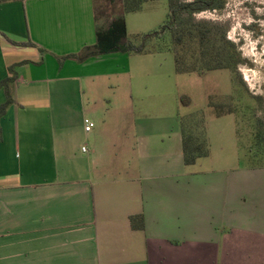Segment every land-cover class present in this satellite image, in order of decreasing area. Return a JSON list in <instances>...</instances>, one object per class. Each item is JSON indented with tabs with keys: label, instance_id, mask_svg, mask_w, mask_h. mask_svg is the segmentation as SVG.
Returning a JSON list of instances; mask_svg holds the SVG:
<instances>
[{
	"label": "crops",
	"instance_id": "obj_1",
	"mask_svg": "<svg viewBox=\"0 0 264 264\" xmlns=\"http://www.w3.org/2000/svg\"><path fill=\"white\" fill-rule=\"evenodd\" d=\"M99 24L94 0L0 4V83L19 75L0 123V264H233L247 242L264 256V166L219 160L207 127L208 156L186 165L193 113L138 123L130 71L108 66L122 53L59 65Z\"/></svg>",
	"mask_w": 264,
	"mask_h": 264
},
{
	"label": "rangeland",
	"instance_id": "obj_2",
	"mask_svg": "<svg viewBox=\"0 0 264 264\" xmlns=\"http://www.w3.org/2000/svg\"><path fill=\"white\" fill-rule=\"evenodd\" d=\"M169 14L168 0L148 2L142 11L128 14V43L140 47L146 36H152L143 54L122 53V61L108 64L113 70L130 71L133 100L129 104L135 109L136 121L155 127L167 122L179 129L181 116L203 114L213 154L219 160L224 156L234 158L238 168L264 166V149L255 145L256 134L261 130L264 134V0H227L221 10L185 13L177 18V32L192 29L196 36L199 30L207 34L204 59L221 60L230 67L224 70L177 72L171 34L163 33L165 39L155 35L161 32ZM118 25L116 39L112 40L117 46L121 37ZM109 27L100 22L102 32ZM188 51L200 59L195 45ZM138 75H143L142 81L136 78ZM111 100L112 106L124 104L116 97ZM218 111L233 114L218 117ZM261 144L264 147V140ZM253 250L248 242L238 247L233 264H264V256L252 257L256 254Z\"/></svg>",
	"mask_w": 264,
	"mask_h": 264
},
{
	"label": "trees",
	"instance_id": "obj_3",
	"mask_svg": "<svg viewBox=\"0 0 264 264\" xmlns=\"http://www.w3.org/2000/svg\"><path fill=\"white\" fill-rule=\"evenodd\" d=\"M23 1V0H0V4ZM159 0H94V9L98 24L101 21L109 24V28L102 32L99 24L98 29V43L96 46L86 47L80 53L59 58V65L62 66L66 60L73 59L79 63H83L88 59L104 54L113 53H129V54H143L146 51V41L152 35L145 37V42L140 46H134L128 43L127 40V22L126 16L131 13H137L143 10L144 4ZM170 6V14L168 21L163 26L161 32L155 35L163 38V33H170L173 39L172 51L176 60V70L178 73H193L201 72L202 70H224L230 69L229 65H225L221 60L204 59L207 55L206 48L207 34L202 30L197 31L198 36L194 35L192 29H184L180 32L176 31L177 18L183 16L185 13H200L205 11L221 10L225 7L227 0H194L188 2L187 0H168ZM118 25L121 34L119 46L113 45L112 40L116 39L115 26ZM197 38V39H196ZM165 39V38H163ZM188 39V40H186ZM21 46H34L33 43H16ZM123 45V46H120ZM196 47L201 55L198 56L195 52H189L190 47ZM189 48V49H188ZM42 54L46 53L41 49ZM42 64V61L35 63ZM10 76L0 83V89L5 90L7 101L0 108V123L1 119L6 115L9 107L14 104L13 87L19 79L16 72V66L9 69ZM183 101V100H182ZM184 103V102H183ZM186 104V102H185ZM233 114L232 112L224 114L219 112L217 116L223 117L225 115ZM202 120H201V119ZM202 121V122H200ZM204 121V122H203ZM182 132L184 134V161L188 166L194 165L200 158L207 157L209 154V146L206 138V122L203 114H193L182 119ZM255 145L259 149L262 147L264 134L262 130L257 134ZM260 138V139H259ZM0 141H2V130L0 125ZM132 228L134 230L144 229V218L142 216H133L130 218Z\"/></svg>",
	"mask_w": 264,
	"mask_h": 264
},
{
	"label": "built area",
	"instance_id": "obj_4",
	"mask_svg": "<svg viewBox=\"0 0 264 264\" xmlns=\"http://www.w3.org/2000/svg\"><path fill=\"white\" fill-rule=\"evenodd\" d=\"M93 126L94 125H93V123L90 120H86V127H85V129H86L87 132H90L92 130ZM84 151H85V148H84Z\"/></svg>",
	"mask_w": 264,
	"mask_h": 264
}]
</instances>
